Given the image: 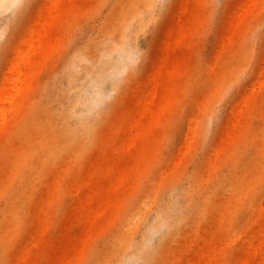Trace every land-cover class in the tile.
I'll list each match as a JSON object with an SVG mask.
<instances>
[{"label":"rangeland","instance_id":"rangeland-1","mask_svg":"<svg viewBox=\"0 0 264 264\" xmlns=\"http://www.w3.org/2000/svg\"><path fill=\"white\" fill-rule=\"evenodd\" d=\"M123 1L61 0L64 10L54 26V39L47 58L36 67L30 104L24 108L27 124L35 117L33 107L45 104L43 88L47 83L50 85L54 72L65 66L64 60L72 45L76 46L90 37L107 15L131 10L132 5ZM185 1L155 0L144 10L141 7L144 13L153 14L151 19L140 28L135 20L130 22L129 30H137L133 39L134 57L119 75L121 82L117 89H113V78L105 82L104 103L113 104V107L106 115L101 134L74 161L73 168L67 158L48 168L38 188L24 204L22 228L13 234L10 254L8 248L0 249V264H20L19 257L26 251L29 253L27 264H63L68 257L76 264H87L88 260L95 261L99 254L96 261L101 262L109 243L106 245L108 241H104L107 235L104 237L97 231L105 229L112 236L116 233L118 226L114 214L118 207L126 201L131 208L134 201L145 196L143 191L136 190L141 181L139 189L154 188L163 185L161 177L168 176L176 168L194 172L199 166L207 175L208 170L211 171V180H203L202 188L208 189L206 194H211L213 202L210 200L211 204L206 206L200 217L186 222L182 228L183 235L171 243L168 250L177 260L174 264H208L197 252L198 234L210 239L220 222L224 221L230 235L225 234L216 240L217 245L225 248L216 264H264V233L260 239L254 237L257 230L264 227V218L259 217L255 208L264 202V178L253 192L251 206L247 205L233 215L229 208L226 209L232 192L229 182L220 194H213L223 181L232 178L235 172L232 168H243L250 158L257 157L260 142L248 140L237 147L235 166L231 159L220 169L209 166V163H217L224 157L220 145L226 128L235 121L237 111L252 94L256 98L253 114L247 121L249 133L264 128V77L261 78L264 75V0H193L197 22H193L192 36L176 53L179 57H174L184 72L170 112H159L160 120L152 127L143 122L144 132L151 135H144L141 139H135L132 123L127 118L136 88L143 83L152 60L157 56L160 39L170 25L181 23L176 20ZM47 2L50 0H20L0 8V32H3L0 35V84L9 71L14 44L24 36L32 18ZM242 4H245V9L241 11ZM186 49L188 55L182 58ZM217 72L223 74L219 82L215 75ZM237 74L240 78L236 81L234 75ZM215 110L217 116L213 115ZM80 112H85L82 107ZM197 117L203 120L199 128L198 124L194 126L192 123ZM24 129L18 123L10 134L2 138L1 165L7 162L12 151L27 149ZM190 131H195V137L189 143L187 134ZM201 140L204 143L200 145ZM138 145L146 152V158L140 161L135 156ZM6 173L0 167V178ZM121 173L126 174V180L121 179ZM34 175L38 178L36 171ZM159 188L162 189L161 186ZM96 191L100 193L99 198ZM51 198L54 199L52 202ZM9 200V191H5L0 198V208ZM86 210L90 212L89 218L83 222L79 216ZM101 210H105L104 213H99ZM251 241L254 246H250ZM258 242H262L259 250L254 248L259 246ZM162 264L173 263L165 261Z\"/></svg>","mask_w":264,"mask_h":264},{"label":"bare ground","instance_id":"bare-ground-1","mask_svg":"<svg viewBox=\"0 0 264 264\" xmlns=\"http://www.w3.org/2000/svg\"><path fill=\"white\" fill-rule=\"evenodd\" d=\"M19 1L0 0V8ZM154 1L124 0L123 2L132 5L131 10L107 15L90 37L80 41L76 46L72 45L64 60L65 66L57 69L50 85L47 83L49 86L43 88L45 104L41 107L37 105L33 107L35 117L28 124L24 108L30 104L29 95L37 74L36 67L47 58L48 49L54 39V26L59 22L64 10L61 0H50V3L42 4L32 18L27 32L14 44L16 46L10 57L9 71L0 84V142L5 135L10 134L15 125L20 123L25 128L23 136L27 135L28 147L26 150L12 151L7 162L0 164V167L5 169V173L7 172L0 178V198L5 191H9L10 197L7 204L0 208V226L6 224L4 228L0 227V249L8 248L10 254L13 234L22 228L24 204L25 202L27 204V200L32 197L48 168L62 158L69 159V162H72L70 167L73 168L74 161L79 159L101 134L106 115L113 107V104L104 103L106 95L103 87L107 79L113 78V89L118 88L121 82L119 75L126 70L129 61L134 57L133 39L137 30H129L130 22L135 20L140 28L144 22L151 19L153 14L144 13L142 9L144 10ZM194 8L193 0L185 1L176 20L181 23L177 26L170 25L164 37L160 39L157 56L152 60L143 83L136 88L131 113L127 116L132 123L135 139L151 135L144 132L143 122L152 127L160 120L159 112L168 114L172 108L173 96L180 89L179 80L184 72L178 66V61H174V57L193 34V22H197ZM244 9L245 4H242L240 10ZM2 34L3 32H0V35ZM186 51L187 49L184 54L179 51L183 54L182 58L187 54ZM215 75L219 82L222 72H217ZM263 77L262 74L261 78ZM234 78L237 81L240 78L239 74L234 75ZM255 98L256 96L252 94L245 99L237 111L235 121L226 128L224 140L220 145L224 157L217 163L214 161L209 163L211 168L214 167L213 169H220L229 159L234 164L237 147L246 144L248 140L260 142L257 157L250 158L243 168H232L235 170L232 178L228 181L221 180L223 182L213 191L214 195L220 194L229 182V189L232 192L226 209L229 208L231 215L242 211L247 205L251 206L253 192L260 187L264 178V128L250 134L247 123L253 114ZM80 107L85 111L83 114L80 112ZM213 115H218L217 110ZM192 121L194 126L198 124V128L203 122L198 117ZM33 131L37 133V137ZM191 131L187 134L189 143L195 137V131ZM201 143L203 144L204 141L201 140L200 145ZM183 150L184 148H181V151ZM135 156L139 161L146 158L142 146L138 145ZM35 171L38 178L34 175ZM208 171L209 175L205 174L200 166L194 172L176 168L168 176L161 177L160 181L164 183L159 185L162 187L161 190L159 186L139 189L142 186L141 181L136 190L143 191L145 196L134 201L131 208L126 201L118 207L114 214L118 227L113 236L108 235L105 229L97 231L104 237L107 235L104 241H108L106 245L109 243V249L102 255L101 262L96 261L101 255L98 253L96 262L88 260L87 264L89 261L90 264H162L165 261L176 263L177 260L173 259L174 255L172 256L171 251L168 250L171 243L183 235L182 228L186 222L200 217L202 211L207 209V205L211 204V194H206L208 189L202 188L203 180H211L212 174L210 170ZM121 179L126 180L125 173H121ZM163 187L167 189L163 190ZM99 195V191H96L98 198ZM53 200L51 198L50 202ZM255 208L259 217L264 218V202L259 203ZM86 211L79 216L83 222H87L89 218L90 212ZM104 211L101 210L99 213L102 214ZM224 222H220L217 231L210 239L198 234L197 252H200L208 264H216L219 255L223 250L225 251L224 246L221 247L216 242L225 234L230 235ZM263 233L264 227L261 226L254 237L260 239ZM213 240L216 243H213ZM261 243L254 248L259 250ZM254 244L252 242L250 246ZM104 246L103 248H106ZM28 254L26 251L20 255V264H27ZM84 258L86 261L87 256L85 255ZM76 263L70 257L63 261V264ZM184 264L190 263L184 262Z\"/></svg>","mask_w":264,"mask_h":264}]
</instances>
